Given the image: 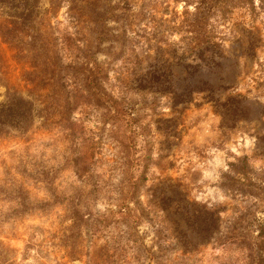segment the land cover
<instances>
[{
    "label": "rangeland",
    "instance_id": "rangeland-1",
    "mask_svg": "<svg viewBox=\"0 0 264 264\" xmlns=\"http://www.w3.org/2000/svg\"><path fill=\"white\" fill-rule=\"evenodd\" d=\"M91 1L62 0L51 10L50 0H40L39 26L43 31L47 22L51 26L37 35L46 46L44 58L56 55L51 53L52 38H57L59 48L68 44V37L75 39L77 30L81 38L86 36L85 41L91 40L89 22L83 17ZM125 1L135 11L140 9L143 18L137 29L140 39L133 52L127 49L128 60L126 64L119 61L117 70L140 78L158 102L155 112L145 118L150 132L147 141L137 136L132 150L137 172L145 153L149 157L139 197L152 221L143 218L132 234L144 250L161 254L158 264H264V0L219 2L225 13L221 16L217 6L210 20L215 37L199 45L180 29L183 10L189 19L194 11L190 0H111ZM4 12L0 3V21ZM63 48L57 49V57L66 55ZM102 49L107 52L109 43ZM14 54L0 40V100L6 87L23 92L32 87L22 75L29 69V58L18 59ZM156 77L158 82L152 80ZM78 111L79 107L75 119ZM76 125H81L76 129H81V151L87 157L89 138L97 139L95 121ZM24 138L32 143L24 147L19 132L0 131V173L4 165L18 163L21 153L35 164L31 168L45 164L59 173L69 151L61 129L36 118ZM209 147L226 157L227 171L216 183L202 184L201 169ZM117 150L118 146L107 144L100 156L95 153L94 160L102 159L95 162L100 184L109 177L108 164ZM121 171L117 167L111 175L114 185L126 175ZM60 174L65 176L66 171ZM65 177L56 179L62 187L55 193L29 179L32 200L49 199L52 205L34 207L23 220L10 213L12 202L0 195V264H139L133 261L134 247L113 242L124 225L103 228L93 223L88 236L78 233L79 215L73 217L71 211L76 199H67L71 177ZM104 185L100 193L108 196L110 185ZM205 189L218 194L216 202H196L198 197L206 198ZM112 196L110 202L105 197L97 201L99 215L115 214L119 200H114L117 193ZM29 224L39 226L32 239L24 233Z\"/></svg>",
    "mask_w": 264,
    "mask_h": 264
},
{
    "label": "trees",
    "instance_id": "trees-1",
    "mask_svg": "<svg viewBox=\"0 0 264 264\" xmlns=\"http://www.w3.org/2000/svg\"><path fill=\"white\" fill-rule=\"evenodd\" d=\"M60 2L62 0H50L51 10L58 8ZM219 2L222 0H190V3H195L194 11L190 13L189 19L188 11L184 9L180 21L185 38L199 45L215 37L210 20L216 16L217 6L221 16L225 13ZM0 3L5 9V17L0 21V40L15 51L16 58H29V69H24L22 75L32 85L26 92L6 87L0 100V131L19 132L20 144L25 147L32 143L29 138H24L25 134L35 119L40 118L43 125L53 124L61 129L68 144L66 148L68 146L69 149L63 157L59 173L53 171L52 167L46 168L45 164L37 166V169L31 168L35 164H31L23 153L18 163L4 165V171L0 173V195H3V201L12 202L8 208L10 213L23 220L30 217L26 215H31L34 207L52 205L49 199L32 200L35 197L30 193L29 179L39 182L42 189L55 193L62 187L61 183L55 182L56 179L64 180L68 174L71 177L68 186L72 187V192L67 199H76L71 211L73 217L79 215L76 220L78 233L84 232L88 236L93 223L103 228L111 224L118 227L124 225L125 230L118 231L113 242H123L130 249L134 247V262L142 264V259L158 264L161 254L144 250L131 231L143 218L152 221L150 210L139 197L147 179L149 157L145 153V162L137 172L132 150L137 136L141 135L146 140L150 134L149 121H145V118L155 112L157 97L156 94L151 95L153 90H145L146 86L140 78L123 76L117 70L119 61L124 60L125 63L128 60L127 49L133 52L140 39L141 34L137 30L143 18L140 9L135 11L127 1L121 4L112 3L111 0L88 2L89 8L83 17L89 22L91 40L85 41L86 36L81 38L77 30L76 38L68 37V44L59 48L57 38H52L51 47L54 50L51 53L56 55L44 58L46 46L42 40H38L37 35L41 31L46 33L51 26L47 22L43 26L44 31L39 26L42 22L40 0H0ZM110 22L114 25L111 26ZM106 42L109 43L107 52L102 49ZM63 47L67 50L66 55L57 57V49ZM100 53L105 54L103 59L99 58ZM152 80L159 81L158 77ZM78 107L79 116L75 119L73 114ZM91 120L95 121L97 139L93 142L94 137L89 138L91 152L86 157L81 151V129H76L81 125L76 124ZM107 144L112 148L118 146V150L115 159L112 157L108 164L109 177L100 184L95 162L102 160L99 156ZM95 153L99 155L96 160L93 159ZM117 167L126 175L114 185L111 175L115 174ZM63 171H66L65 176L60 174ZM104 184L110 185L108 196L100 193ZM116 193L114 200L118 199L119 202L115 214L108 217L99 215L97 201L105 197L110 202L112 194ZM38 227L37 224L25 225L24 233L32 239ZM118 247L114 250L117 251Z\"/></svg>",
    "mask_w": 264,
    "mask_h": 264
},
{
    "label": "clouds",
    "instance_id": "clouds-1",
    "mask_svg": "<svg viewBox=\"0 0 264 264\" xmlns=\"http://www.w3.org/2000/svg\"><path fill=\"white\" fill-rule=\"evenodd\" d=\"M207 157L208 159L201 169L200 182L202 184L216 183L220 179L221 173L227 171V159L219 150L211 147L207 149ZM205 194L206 198L198 197L196 202L208 204L209 201L214 203L218 199L217 193H209L207 189H205ZM209 210H211L210 207Z\"/></svg>",
    "mask_w": 264,
    "mask_h": 264
}]
</instances>
